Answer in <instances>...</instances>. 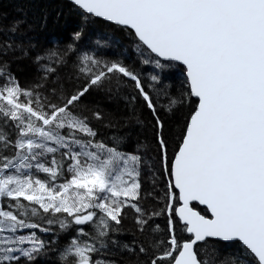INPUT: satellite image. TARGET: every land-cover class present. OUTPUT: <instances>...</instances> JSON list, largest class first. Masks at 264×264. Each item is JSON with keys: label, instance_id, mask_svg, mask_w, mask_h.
Wrapping results in <instances>:
<instances>
[{"label": "snow or ice", "instance_id": "1", "mask_svg": "<svg viewBox=\"0 0 264 264\" xmlns=\"http://www.w3.org/2000/svg\"><path fill=\"white\" fill-rule=\"evenodd\" d=\"M0 264H264V0H0Z\"/></svg>", "mask_w": 264, "mask_h": 264}, {"label": "trees", "instance_id": "2", "mask_svg": "<svg viewBox=\"0 0 264 264\" xmlns=\"http://www.w3.org/2000/svg\"><path fill=\"white\" fill-rule=\"evenodd\" d=\"M5 4H6V0H5Z\"/></svg>", "mask_w": 264, "mask_h": 264}]
</instances>
